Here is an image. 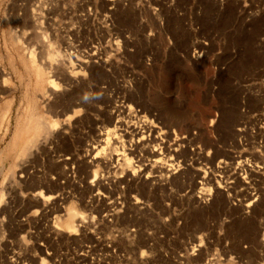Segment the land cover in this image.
Here are the masks:
<instances>
[{
  "label": "rangeland",
  "instance_id": "1",
  "mask_svg": "<svg viewBox=\"0 0 264 264\" xmlns=\"http://www.w3.org/2000/svg\"><path fill=\"white\" fill-rule=\"evenodd\" d=\"M0 264H264V0H0Z\"/></svg>",
  "mask_w": 264,
  "mask_h": 264
},
{
  "label": "bare ground",
  "instance_id": "2",
  "mask_svg": "<svg viewBox=\"0 0 264 264\" xmlns=\"http://www.w3.org/2000/svg\"><path fill=\"white\" fill-rule=\"evenodd\" d=\"M79 67L80 65L78 64V68ZM74 70H76V68L72 64L70 66L69 73H71L70 75H72V77L76 78V75L78 74V72ZM51 88H52V91L53 90L55 91L57 89V85L53 81H51ZM167 107L169 108L170 112L176 114V112L173 110V107L171 105H167ZM133 108L131 106H121L117 110L115 109L116 117H117L116 125L112 129H107V131L105 132V138L99 141L97 145L93 148V150L96 152V155L94 158L96 159L97 156L100 154L108 155V157L111 160H114L115 158V161L117 162V164L113 168V171L109 170L110 172L114 174H117V172L121 173L125 171H132L133 173H135L137 172V168L139 170L138 173L143 172L144 174L148 170H150L152 173L154 167H157L160 170V172H163L165 175L170 174L172 170H174L175 168V164L173 163L174 161L173 162L170 161L171 159H168L167 161L165 160L166 158L163 159L162 156L160 157V153H157L156 150H153V149L150 150V158L154 160H153V166L148 170H147V166L144 164L145 162L142 160L143 158L141 159L140 155H139L140 158H132V159L128 158L127 150L130 147H136L139 144L148 143L149 142L148 137L154 132V128L151 122L146 120L145 116L141 115L142 113L138 112V110L135 111L134 110L135 108L134 109ZM125 145H128L130 147L127 148L126 150ZM156 146L161 147L160 144L158 143L156 144ZM129 157H132V156H129ZM162 161H164L165 163L162 164ZM95 163L98 164L99 161L95 160ZM134 165L137 166L136 170L134 169ZM218 169H222V167L220 166ZM150 171L148 174H150ZM108 175H109V172H108ZM210 193L211 192L208 189L203 190L204 197L210 196ZM36 196L38 197L40 196V198H43L45 201L50 199V197H46V196H45L46 198L43 197L41 193L36 194ZM66 214L67 215H66V221H65V228L68 230H71L74 227L73 222L75 218L79 217V213L77 212L75 208L70 207L68 208Z\"/></svg>",
  "mask_w": 264,
  "mask_h": 264
}]
</instances>
